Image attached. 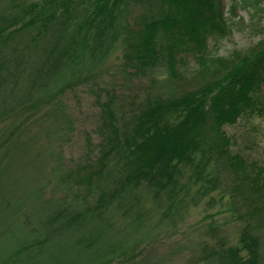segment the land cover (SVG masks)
<instances>
[{"label": "trees", "instance_id": "obj_1", "mask_svg": "<svg viewBox=\"0 0 264 264\" xmlns=\"http://www.w3.org/2000/svg\"><path fill=\"white\" fill-rule=\"evenodd\" d=\"M229 22L223 0H32L0 9V122L52 106L40 119L44 163H55L53 182L38 186L42 218L27 233L39 209L15 206L21 240L3 255L0 246V264L41 252L42 264L127 259L153 212L175 225L227 178L228 208L244 221L239 245L219 236L188 264H264V161L234 150L224 130L264 115V26L250 46L214 54L210 40L230 34ZM116 50L121 68L110 75L120 82L101 70ZM185 56L201 71L192 86L181 85ZM146 77L147 91L127 99L120 83ZM77 89L92 98L95 138L88 133L86 151L66 167L57 145L73 120L63 95ZM48 188L60 195L44 198ZM219 228L209 223L207 235Z\"/></svg>", "mask_w": 264, "mask_h": 264}, {"label": "rangeland", "instance_id": "obj_2", "mask_svg": "<svg viewBox=\"0 0 264 264\" xmlns=\"http://www.w3.org/2000/svg\"><path fill=\"white\" fill-rule=\"evenodd\" d=\"M21 1L32 0H0V9L6 3L17 4ZM225 14L230 18L231 33L217 40H210V48L214 54L226 55L235 49L250 46L260 38L261 26H264V0H223ZM235 8L232 10V6ZM121 51L110 54L104 67V75L114 78L111 72L121 68ZM181 85L192 86L194 79L201 71L196 70L191 56H185L179 63ZM115 81L120 82L118 77ZM190 81V82H188ZM127 92V99L134 100L137 95L144 94L150 85L148 77L135 78L129 84L120 83ZM124 85V86H123ZM180 85V86H181ZM66 107L71 112L73 120L71 127L66 130L57 150L66 167L74 165L78 158L86 151L87 134H92L96 123L95 107L92 98L85 90H69L63 95ZM47 106L37 113L30 115L29 111L20 110L0 122V246L1 254L14 251L20 242V218L14 215L15 208L20 204H35L34 210L39 209L38 215L22 230L29 233L31 224H35L37 217L42 218V199L38 197V186L44 179H54L55 163L53 159L45 164L46 144L45 127L40 119V112L49 110ZM224 130L235 142L234 150L239 149L246 155L264 161V115H246L234 125H225ZM65 133V132H64ZM63 133V135H64ZM237 141V142H236ZM40 153V154H39ZM40 156H39V155ZM233 183L227 178L219 188L213 190L197 205H191L181 221L175 225L166 224L158 213H152V220L148 229L141 231L140 242L134 253L127 259H119L111 264H188L191 258L203 255L201 247L216 244L217 237L226 239V245L238 246V236L244 224L238 213L229 206V195ZM84 192V189L80 190ZM56 194L51 188L45 192L44 198ZM60 195V193L56 194ZM7 198V203L4 202ZM36 197L38 199H32ZM16 206V207H15ZM220 227L215 239L207 235L208 224ZM19 236H16V234ZM26 233V234H27ZM3 240V241H2ZM5 241V242H4ZM3 243V244H2ZM1 258V255H0ZM15 258H17L15 260ZM7 264H42V252L35 256L22 253ZM1 261V260H0Z\"/></svg>", "mask_w": 264, "mask_h": 264}]
</instances>
